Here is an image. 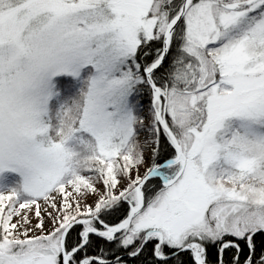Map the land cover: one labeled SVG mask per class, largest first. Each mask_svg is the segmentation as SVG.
Returning a JSON list of instances; mask_svg holds the SVG:
<instances>
[{
	"label": "snow or ice",
	"instance_id": "1",
	"mask_svg": "<svg viewBox=\"0 0 264 264\" xmlns=\"http://www.w3.org/2000/svg\"><path fill=\"white\" fill-rule=\"evenodd\" d=\"M0 264H264V0H0Z\"/></svg>",
	"mask_w": 264,
	"mask_h": 264
},
{
	"label": "rangeland",
	"instance_id": "2",
	"mask_svg": "<svg viewBox=\"0 0 264 264\" xmlns=\"http://www.w3.org/2000/svg\"><path fill=\"white\" fill-rule=\"evenodd\" d=\"M31 215V214H30ZM33 222H35V218H33ZM48 225H47V222H46V224H45V227H47Z\"/></svg>",
	"mask_w": 264,
	"mask_h": 264
}]
</instances>
